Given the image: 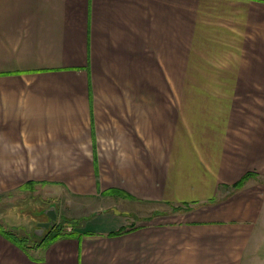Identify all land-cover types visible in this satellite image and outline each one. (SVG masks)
Returning a JSON list of instances; mask_svg holds the SVG:
<instances>
[{
  "label": "crops",
  "instance_id": "crops-1",
  "mask_svg": "<svg viewBox=\"0 0 264 264\" xmlns=\"http://www.w3.org/2000/svg\"><path fill=\"white\" fill-rule=\"evenodd\" d=\"M22 192L58 218L175 217L71 219L20 247L1 209ZM0 210V264H246L264 233V2L0 0Z\"/></svg>",
  "mask_w": 264,
  "mask_h": 264
},
{
  "label": "rangeland",
  "instance_id": "rangeland-1",
  "mask_svg": "<svg viewBox=\"0 0 264 264\" xmlns=\"http://www.w3.org/2000/svg\"><path fill=\"white\" fill-rule=\"evenodd\" d=\"M259 1L264 2V0H259ZM43 193L44 192H37V193L29 194V193L22 192L20 193V195L19 194L15 195L17 197H14L15 198L14 201H13L14 198L11 199L12 197L9 196L8 202L4 203L1 210L6 209V208L10 210L11 209L15 210V212H13L15 213L14 217H17L19 221V225H21L20 226L21 228L17 227V229L19 230L14 231V232H16L17 233L16 235H18L19 237L24 236L21 230L22 228L26 230L28 229L31 230L32 223L33 225H35V223L37 222V220H32L31 216L34 218L35 213L41 214L45 208L48 209L51 205H55L52 199L49 202L44 201V199H49L51 196H47V195L44 196ZM58 204H60L59 211H61V214L64 213V210L67 209L66 205H64L65 203L58 202ZM196 209L197 207H194V209L191 211H195ZM168 210L169 211L171 210V212H173L172 209H168ZM31 211H35V212L31 213ZM97 215L99 214H94V216H91V217H84V216L77 217L76 215L77 218L73 219V218H68L64 216V214L60 215L59 213L60 218H58L57 224H60L66 227L68 222L72 221L71 219H73L72 224H70L73 226L74 225H84L88 223L89 227L96 226L97 224H99L103 226H112L115 228L116 224L123 223V225L133 227V226L144 224L145 222H150L152 220L158 221L159 219H161L164 222H167V221L174 220L173 217H175V216H172L171 214H168V212H161L158 215H152L150 217H147V219L146 218L144 219L143 215H140L136 212H127L125 210L120 211V213H117V218L115 220H113L112 215H106V214L105 216H102V215L97 216ZM189 217L191 216H187V218ZM38 218L41 219V217H38ZM176 219L182 220L184 219V217L177 216ZM261 227L264 228V223L261 225ZM106 228L107 227H104V229ZM29 234L31 233H28L26 235L31 237V235ZM37 243H39V240H37ZM247 251H249V253H246L245 255L246 264H264V233L263 232H260L258 235H256V239L254 238V240L251 241V243L248 246Z\"/></svg>",
  "mask_w": 264,
  "mask_h": 264
},
{
  "label": "trees",
  "instance_id": "trees-1",
  "mask_svg": "<svg viewBox=\"0 0 264 264\" xmlns=\"http://www.w3.org/2000/svg\"><path fill=\"white\" fill-rule=\"evenodd\" d=\"M125 231H126V228H122V229H119L117 231L110 233V235H119V234L124 233ZM65 233H66L65 227L63 225L57 224L54 229H52L50 232L45 234L44 237L41 238L40 242L38 244H36L37 242H31V241H33L32 236L30 237V236L26 235V236L19 237L16 234H13L11 232L10 233L4 232V234L8 238L13 240V242L17 243L20 247L27 245V246L33 247V248L34 247L39 248L41 246H48L52 242H54V241L60 239L62 236H64Z\"/></svg>",
  "mask_w": 264,
  "mask_h": 264
},
{
  "label": "water",
  "instance_id": "water-1",
  "mask_svg": "<svg viewBox=\"0 0 264 264\" xmlns=\"http://www.w3.org/2000/svg\"><path fill=\"white\" fill-rule=\"evenodd\" d=\"M44 212L47 213L48 220L36 224V228L33 231L35 237H42L45 232H50L57 225L58 212L56 205H51L48 209L44 210Z\"/></svg>",
  "mask_w": 264,
  "mask_h": 264
}]
</instances>
